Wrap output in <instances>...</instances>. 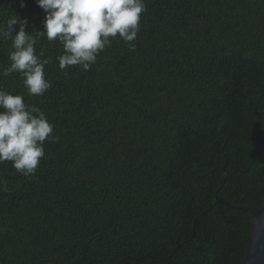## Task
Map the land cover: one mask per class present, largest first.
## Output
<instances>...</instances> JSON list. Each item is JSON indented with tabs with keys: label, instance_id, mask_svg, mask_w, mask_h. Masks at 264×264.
I'll return each mask as SVG.
<instances>
[{
	"label": "trees",
	"instance_id": "obj_1",
	"mask_svg": "<svg viewBox=\"0 0 264 264\" xmlns=\"http://www.w3.org/2000/svg\"><path fill=\"white\" fill-rule=\"evenodd\" d=\"M130 51L112 39L89 71L61 70L28 96L57 142L34 175L0 164V264H242L264 205V0H145ZM36 0H0V24L43 30ZM35 29V30H34ZM11 39H0L7 67Z\"/></svg>",
	"mask_w": 264,
	"mask_h": 264
},
{
	"label": "clouds",
	"instance_id": "obj_2",
	"mask_svg": "<svg viewBox=\"0 0 264 264\" xmlns=\"http://www.w3.org/2000/svg\"><path fill=\"white\" fill-rule=\"evenodd\" d=\"M44 11L43 30L26 31L28 21L12 17L0 24V39H11L9 66H0V76L19 73L28 96H43L52 83L45 66L51 58L36 53L38 39L59 42L56 57L61 70L78 66L89 71L112 39L119 38L135 51L145 0H36ZM112 38V39H110ZM54 126L37 106L26 104L20 94L0 89V164L11 162L21 175H34L45 157V142H57Z\"/></svg>",
	"mask_w": 264,
	"mask_h": 264
},
{
	"label": "water",
	"instance_id": "obj_3",
	"mask_svg": "<svg viewBox=\"0 0 264 264\" xmlns=\"http://www.w3.org/2000/svg\"><path fill=\"white\" fill-rule=\"evenodd\" d=\"M215 202H222L236 209H244L251 216L250 232L242 264H264V205L250 208L216 197Z\"/></svg>",
	"mask_w": 264,
	"mask_h": 264
}]
</instances>
